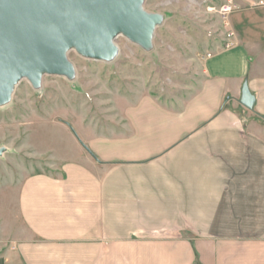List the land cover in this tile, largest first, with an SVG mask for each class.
<instances>
[{"label": "crops", "instance_id": "0c3cea01", "mask_svg": "<svg viewBox=\"0 0 264 264\" xmlns=\"http://www.w3.org/2000/svg\"><path fill=\"white\" fill-rule=\"evenodd\" d=\"M236 4L237 44L203 54L179 108L125 97L116 125L85 126L72 156L23 179L9 260L264 264V0Z\"/></svg>", "mask_w": 264, "mask_h": 264}, {"label": "rangeland", "instance_id": "374dc122", "mask_svg": "<svg viewBox=\"0 0 264 264\" xmlns=\"http://www.w3.org/2000/svg\"><path fill=\"white\" fill-rule=\"evenodd\" d=\"M224 1L145 0V10L164 16L150 49L121 34L111 61L71 49L74 78L44 74L39 87L28 78L15 86L11 101L0 106V264H18L6 255L24 235L18 206L23 179L53 172L61 154L72 156L85 126L116 125L125 97L150 93L179 108L198 87L203 54L216 41L226 42L221 18L209 10Z\"/></svg>", "mask_w": 264, "mask_h": 264}, {"label": "water", "instance_id": "95a60500", "mask_svg": "<svg viewBox=\"0 0 264 264\" xmlns=\"http://www.w3.org/2000/svg\"><path fill=\"white\" fill-rule=\"evenodd\" d=\"M145 0H0V106L15 86L28 78L35 87L44 74L74 78L68 58L79 54L99 61L117 57L123 34L150 49L164 16L144 9ZM241 104L253 109L256 97L248 83ZM5 148H0V156Z\"/></svg>", "mask_w": 264, "mask_h": 264}, {"label": "built area", "instance_id": "2783aa9c", "mask_svg": "<svg viewBox=\"0 0 264 264\" xmlns=\"http://www.w3.org/2000/svg\"><path fill=\"white\" fill-rule=\"evenodd\" d=\"M236 8L234 0H225L217 6L214 5L209 7L210 11L215 12L221 18L222 26L226 32L225 48H232L237 44V35L232 27L230 19L231 14Z\"/></svg>", "mask_w": 264, "mask_h": 264}]
</instances>
